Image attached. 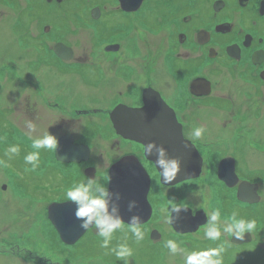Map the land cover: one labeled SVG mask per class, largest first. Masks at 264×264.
I'll use <instances>...</instances> for the list:
<instances>
[{"label":"flooded vegetation","instance_id":"flooded-vegetation-1","mask_svg":"<svg viewBox=\"0 0 264 264\" xmlns=\"http://www.w3.org/2000/svg\"><path fill=\"white\" fill-rule=\"evenodd\" d=\"M122 1L134 10H125L118 0H0V22L6 19L19 42L7 58L30 68L24 84L44 108L30 102L25 119L34 123L42 111L49 112L57 126L52 125L61 131L57 140L69 135L72 144L87 148L86 159L67 163L70 180L91 175L107 182L111 163L126 155L136 157L152 181L148 192L152 214L140 225L149 229L161 228L152 195L159 173L143 146L159 143L153 140L158 130L178 126L202 159L199 177L185 182L215 179L216 207L230 216L238 204L237 184L228 187L217 177L219 163L224 161L231 175L250 180L246 167L264 155V0ZM42 67L53 79L41 80ZM100 77L104 86L96 92L89 79ZM196 127L205 129L200 139L192 138ZM98 132L105 144L99 154L95 152ZM104 161L105 171L96 165ZM46 188L36 189L35 199L24 188L21 197L27 199L17 205L31 206ZM162 188L169 193L162 199L175 193L173 186ZM50 189L57 196L49 203L66 200L58 187ZM41 200L46 201V216L47 196ZM186 203L194 211L200 208L190 202L180 206ZM206 225L194 236L183 237L184 242L214 243L196 236ZM215 241L226 247L245 243L234 242L231 235Z\"/></svg>","mask_w":264,"mask_h":264},{"label":"rangeland","instance_id":"rangeland-1","mask_svg":"<svg viewBox=\"0 0 264 264\" xmlns=\"http://www.w3.org/2000/svg\"><path fill=\"white\" fill-rule=\"evenodd\" d=\"M3 20L0 22V160L5 163L0 164V264H122L114 253L100 247L101 238L96 234L95 228L92 232L87 231L75 244L66 245L60 241L56 230L43 214L46 201L43 202L41 199L47 196L48 204L50 199L57 196L50 188L58 187V190L62 191L60 194L64 195L69 188L84 179L80 176L73 180L66 177V169L63 163L54 159L53 151L40 150V163L35 169L25 165L24 156L36 151L31 147L33 138L42 137L46 132L57 136L61 131L51 119L52 115L43 111L42 117L32 122L37 132L30 133L24 127L27 120L23 113L25 114V109L30 106V102L40 110L44 108L41 102H38L37 95L34 93L30 95L32 90L30 91L28 85L24 84V77L28 76L30 68L22 65L20 61L11 63L12 57L7 58L6 53L18 48L19 42L18 36L9 32L6 19ZM30 50L33 51V49ZM21 58L22 56L19 59ZM80 70H77V76H80ZM39 75L44 76L41 78L43 82L53 79L52 74H48V69L45 67L40 68ZM58 80L71 81L66 77H59ZM89 81L97 86L94 91H102L104 82L101 77L91 78ZM76 83L80 88L79 78ZM26 97H30L31 100L28 101ZM16 125L21 126L22 130L24 127L25 133L16 128ZM96 134L98 147L95 148V152L103 153L105 148L103 134L102 132ZM11 145H19L20 152L19 155L8 159L4 153ZM101 164L104 165L101 166ZM105 164L104 161L96 165L105 171L103 169ZM248 167L246 171L249 175L248 179L256 180L261 185L262 199L259 205L249 207L239 203L234 209L238 212V218L255 220L256 227L251 232V241L228 247L223 246L219 241H214L212 244L195 241L185 243L183 237L195 234H177L170 229L166 222V216L169 215L166 210L171 203L180 205L190 202L195 207L205 208L208 213L219 206L218 193H215L216 180L206 177L191 185L186 182L172 188V191H177L168 199H162L169 194L168 191L162 187H156L152 195L157 206L156 224L161 226L158 230L162 233V239L152 242L149 229L141 226L144 239L137 242L127 232L128 225L124 224V229L114 234L111 246L126 243L133 251L132 257L129 258L130 264H183L181 254L173 256L164 247L165 241L169 239L175 240L189 251L223 247L225 249L222 253L223 264H264V155H259V159L254 160L246 168ZM71 169L72 166L69 165V170ZM246 174L243 176L247 177ZM45 186L48 190L46 188L44 194L38 197L39 199L37 198L32 204L28 202L31 206L24 208L17 205L27 199L21 197V193L25 191L24 188H27L28 196L35 199L36 195L33 196V192ZM220 215L221 221L229 217L224 210L220 211ZM207 227L208 225L202 231H205ZM201 235L204 236V232L196 234L198 237ZM228 235L222 233L221 236Z\"/></svg>","mask_w":264,"mask_h":264},{"label":"clouds","instance_id":"clouds-1","mask_svg":"<svg viewBox=\"0 0 264 264\" xmlns=\"http://www.w3.org/2000/svg\"><path fill=\"white\" fill-rule=\"evenodd\" d=\"M27 127L30 131L35 130V125L31 121L27 122ZM204 132L203 127H196L192 130V138L200 139ZM31 147L36 151L28 153L23 159L25 165L35 169L40 163V150L56 152L58 140L54 135L46 132L42 137L32 139ZM19 152V145H11L5 150L4 154L8 159H12L14 156L19 155ZM143 152L145 156L146 154L155 155L156 159L152 163L156 168H159L160 176V183L156 184V187L161 188L163 186L166 188L176 179L180 171V160L169 157L167 150L155 142L144 145ZM4 163L0 160V164ZM64 195L66 200L72 202L75 206L74 217L80 221V228L84 230L95 228L96 234L101 238L100 247L114 253L117 260L122 261V264H130L129 258L132 257L133 251L126 243L111 246L114 234L124 229L120 207L117 203L120 200V194L110 192L107 182L102 183L94 177H87L74 184ZM136 206V201H129L127 210L132 212ZM181 210L191 211L187 203L184 206L171 203L166 210L169 214L166 216V222L173 223L175 219L179 218ZM173 213L176 214L175 217H173ZM205 222L208 227L204 231V236L213 241L219 240L222 233L229 234L237 239H243L245 233L251 234L256 227L255 220L238 218L237 210H233L226 220L221 221L218 208L212 209L207 214ZM127 224V232L137 242L144 239V231L140 227L141 221L138 215L130 216ZM164 247L173 256L181 254L183 264H223L222 253L225 250L223 247L189 251L172 239L165 241Z\"/></svg>","mask_w":264,"mask_h":264},{"label":"water","instance_id":"water-1","mask_svg":"<svg viewBox=\"0 0 264 264\" xmlns=\"http://www.w3.org/2000/svg\"><path fill=\"white\" fill-rule=\"evenodd\" d=\"M159 138V143L157 145L163 146L167 150L169 157L178 158L180 160V171L171 184L189 177H195L199 174V156L197 154L195 155L196 152L194 148L182 138L177 128L163 132L159 135ZM63 139H66V137H62L58 141V148L56 150L57 159L77 161L86 156L87 149L85 147L81 146V148H78V146L70 145L67 141L66 144L62 143ZM172 143H174V145ZM147 156L153 161L156 159L155 155ZM157 169L159 170V168ZM219 176L225 180L228 185L231 186L233 184V180L228 179V177H226L227 175L222 176L219 173ZM108 187L110 192L120 194V200L117 201V203L120 207V215L123 222L127 223L132 215H138L141 223L149 218L151 212L147 200L149 176L136 158L125 156L114 162L109 169ZM237 196L243 201H257L256 185L246 181L239 182ZM133 200L136 201L137 206L132 212H129L127 210V205L129 201ZM74 210L75 206L70 201L65 203H52L48 206L49 219L57 229L62 241L68 244L75 242L85 232V230L79 226L80 221L74 217ZM172 215L173 217L176 216L175 213ZM205 219L206 216L203 210H197L194 213L192 210H181L179 218L175 219L170 225L176 233L184 234L195 231L198 226L205 223ZM150 236L152 238H157L159 237V233L157 230H152ZM232 240L234 242L247 241L248 235L244 234L243 239L232 237Z\"/></svg>","mask_w":264,"mask_h":264},{"label":"bare ground","instance_id":"bare-ground-1","mask_svg":"<svg viewBox=\"0 0 264 264\" xmlns=\"http://www.w3.org/2000/svg\"><path fill=\"white\" fill-rule=\"evenodd\" d=\"M159 134H162V132L160 131ZM77 146H78V148H81V145H80V146L77 145ZM50 161H52V160H50ZM58 161L61 162V163H63V167H64L66 170H68V165H67V163L70 162L69 160H66V159H61V160H59V159H58ZM64 163H65V164H64ZM113 164H114V163H111V164H110L109 169L111 168V166H112ZM109 169H108V174H109ZM66 172H67V171H66Z\"/></svg>","mask_w":264,"mask_h":264}]
</instances>
